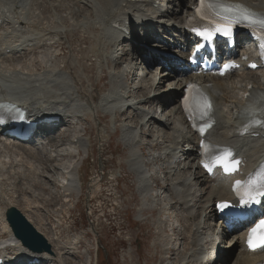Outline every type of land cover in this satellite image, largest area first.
Here are the masks:
<instances>
[{"label":"bare ground","instance_id":"1","mask_svg":"<svg viewBox=\"0 0 264 264\" xmlns=\"http://www.w3.org/2000/svg\"><path fill=\"white\" fill-rule=\"evenodd\" d=\"M155 1L156 0H44V2L38 3V0H0V102H7L18 108L25 109L28 112L26 117L27 119L31 118L30 120L40 119V122H44L49 118H56V120L61 123L67 120L71 121L73 124V126H69L67 131L57 134L58 137H61L65 133L69 139L65 144V150H60V152H58L59 147L56 144H52L51 139L46 141V139L41 138L39 141H29L30 144H23L17 141L11 142L3 138L1 136L2 133H0V201L4 200L8 207L11 206L12 203L18 202V200H16V191H20L19 183L27 176L49 178L50 175L53 177L54 182L55 180L57 181V190L60 191L63 196L82 190L81 176H79L78 172L88 155V139L82 135L85 132V128L79 124L82 118L89 115L97 116L98 113L110 117L111 133H114L116 127L119 128L121 133L120 141L123 148H132V142L137 133V129L127 123L116 126L117 114L123 113V107L125 105L134 104V108L131 109V111H134L140 126L145 123L146 118L152 119L158 117L160 119V114H150L145 111L144 107L146 102L141 105L142 101L140 98L136 99L130 97L124 99L123 102L121 101L129 92L127 89L130 87L126 86L129 71L127 67H124L125 62L121 63L125 55L120 54V46L123 42L126 43L128 41L132 32L135 31V25L154 18L152 16L156 12L153 11L151 7ZM225 1L243 6L249 11L264 14V0ZM171 2L177 4V7L168 9L172 12V18L177 19L179 22L183 19V15L180 13L183 14L186 12L189 16L191 10L190 6L194 4V1L191 2V0H171L167 3ZM69 3L72 5L70 6ZM77 7L81 9H77ZM79 10H83L87 14H83L79 12ZM182 24L183 21L176 24L175 30H173V32L177 33L180 37L178 41L180 45L184 43V37H182L181 33ZM129 28L132 29L127 31ZM142 29L143 28H140L138 31L140 32ZM72 34H80L81 37H87L90 42L87 50L88 57L90 55L91 59L94 60L98 72H102L104 68L108 70L106 71V76L108 78L109 90L107 94L100 97L99 102L95 105L85 99V97H82L79 93L73 77L65 69L67 59L64 57L58 58L59 54L62 52L60 46L67 44L68 39L73 36ZM138 37L140 36L138 35ZM136 38V34H134V45L131 43L130 47L133 51L132 58L136 61V66L139 69L141 59L140 56L136 55L138 52L140 53V51H143L140 49V45L143 43H138ZM151 39H155V37L153 36ZM171 42H175V38L171 40ZM185 42L186 44L188 43L186 40ZM150 48L154 49L157 47L150 46ZM170 48L171 47H169V51H171ZM44 49L51 50V52L43 54V57L31 56L23 63H16L11 67H5V64H2L5 60L24 59L25 56H22L23 54L31 55L33 52ZM143 52L145 55L152 56L149 49H144ZM243 54L245 55L246 53L243 52ZM172 55L176 54L173 52ZM156 57L158 58V55L152 56L151 59L156 60ZM183 57L184 56L180 55L175 58V63H178V60ZM240 57L241 55L237 56V58ZM160 59H163V57H160ZM39 60H42L41 65H43L44 69L35 75L31 72V69L34 64H37L39 67ZM166 62L169 63L170 60H166ZM120 63L121 67H119V70H116V67ZM179 70L178 73L170 74L167 77L166 74L160 75L161 73H159L158 82L152 81L150 83V86H154L155 83L158 85L164 83L167 78L172 79V81H169L170 83H168L165 91L157 88V93H159L158 96L161 95V97L157 99L166 101V98L174 96V100H177V104H179L176 95L181 96V92L184 91L187 82L186 77H195L202 84L214 104L213 117L215 126L210 132L212 141L231 145L242 162L245 163L244 171L246 173L251 171L254 165L264 162V106H261L264 104V71H248L245 65H242L235 75H227L224 78H218L208 74H205V76L187 75L182 67L179 68ZM177 71L178 69L176 72ZM149 72L144 73L145 79ZM139 75H141V72L137 75L135 74V77L137 78ZM176 77L183 78L176 79ZM134 100H136V102H134ZM253 100H260V104H252ZM176 109L172 108L168 112L167 120L174 123L178 136L184 133V138L189 137L187 128L184 127L185 121L181 116L180 108L178 107ZM240 111H242V113L238 116ZM243 114L244 117L241 119ZM236 119H238V121ZM238 125L241 126L243 132L249 130H251V132L243 137L234 136L235 129ZM50 127L51 126L45 124V126L39 128V135L42 134L43 128H46L47 132ZM129 127H132L131 129H134V132L127 135L126 131ZM154 133L156 134L157 132ZM104 134L105 132L100 130L98 133L99 138L104 137ZM172 136L173 134L170 131L161 134L162 140H166L168 137ZM190 139L189 137V143ZM175 140L177 141V137ZM175 140L172 142L174 148L176 147ZM50 143L52 144V149H50ZM36 144V152H34V150L28 151V149H34ZM9 150L12 153L11 159L9 156L2 159L1 151L6 155ZM22 153L25 155L24 158L22 157ZM134 154L132 149L129 150L130 158L126 162L131 172H135L130 167V165H132L130 159L135 156ZM189 156L191 157L193 154ZM42 157L44 161L52 162V165H49L50 168H47L48 170L51 171L56 163H59L61 158L63 159H61L60 162L63 161V164L66 163V169L61 170L59 177L53 175L54 170L47 174L45 172L46 167L42 168L41 163L44 164ZM40 160L43 162L40 163ZM34 163L37 164L35 165ZM249 166L250 169H248ZM186 167L188 168V166ZM135 173L136 175L138 174L137 172ZM113 175L116 177L117 172L114 171ZM137 178L139 179V176ZM241 180H245V175L242 176ZM209 182L205 183V191L209 198L208 203H215L217 200L226 196V193L224 196H220L218 193L219 187L224 188L225 181H221L223 185L219 184L215 186H211ZM49 188H52V185L49 186ZM24 191V193L31 196L29 198L33 199L30 201L23 200L26 204V208L29 210L35 205L33 201L39 200L37 197L38 195L30 186H25ZM185 196L186 193L184 189L175 187L169 193L160 192L155 202H158L163 209H170L177 205L187 207L190 199L187 200ZM65 201L67 202L68 199H63L64 208L58 207L52 212L57 217V221H60L63 215L67 213V210L70 209V207L64 204ZM114 205H119V203H115ZM199 206H202V204ZM6 208L7 207L0 208V233L4 235V237L0 238V245H7V250L12 252V255L20 257L19 261L22 262L36 258L46 264H63L62 257L64 254L53 246V242H60L59 238H55L56 234H51L52 239L46 236L49 243L52 244L51 254L45 252L32 253L28 251L20 244L19 240L14 237L8 226L4 217ZM201 208H204V206ZM168 213H171V210L168 211ZM161 216L162 215L159 214L154 221L155 225L160 227L157 233L159 237L162 238L163 242L161 243L159 240V243H161L162 247L168 248L169 239L173 240L174 236L170 237L161 229L163 226V219ZM174 227H178L177 221H175ZM207 227L209 228L210 226L207 225ZM232 227L235 228L234 225H232ZM191 228L192 227H190V235L188 237L183 235L184 239H187L188 246L186 251L175 263L169 262L167 264H222L221 261L209 263V259L213 258L212 251L215 247H217L219 251L222 249L226 250V243L215 241L211 249L206 248L208 254L205 257V255H201L199 240L195 237V233L193 231L194 234L191 232ZM233 234H236L235 237H233L236 240L234 243L239 245L241 250L240 254L236 256L235 262L230 264H255L264 259V250L255 253H247L243 249L242 241L247 233L242 232L239 235L237 232H233L231 235ZM77 244L78 238H75V240H71L65 245L68 246L69 250H74ZM2 245L1 247H3ZM1 253L2 252H0V259L8 257V255L3 256ZM223 258L227 261V256Z\"/></svg>","mask_w":264,"mask_h":264},{"label":"rangeland","instance_id":"2","mask_svg":"<svg viewBox=\"0 0 264 264\" xmlns=\"http://www.w3.org/2000/svg\"><path fill=\"white\" fill-rule=\"evenodd\" d=\"M39 2H44V0H38V3ZM69 5L71 6L72 4L69 3ZM169 7H172V4H170ZM77 9H81V8L77 7ZM79 12H82L83 14L86 13L83 10H79ZM173 34H174V37L178 36V34L175 32ZM72 35L73 36L70 39H68V42H67L68 45L65 44V45L60 46V48L62 49V52L59 54L58 58L64 57L65 59H67V65H65V69L73 77V80L75 81V85L79 93L82 95V97H85V99H87L88 101L92 102L95 105L99 102L100 97L104 94H107L109 90L108 78L106 76V71L108 70L107 68H104L102 72H98V68H97V65L94 63V60L91 59L90 55L88 57L87 50L89 48L90 42L87 37H81L80 34H72ZM136 39L138 43L146 42L147 40L144 38L141 39V37L139 38L138 36ZM154 41L155 40L152 39L148 43L152 47H155V46L158 47L157 45H155L156 43ZM126 50H127V43L123 42L120 46V54L121 55L124 54L125 58H123L121 63L125 62L124 67H127L129 71V75L127 77L129 78L131 75L133 76L134 74L132 67L135 64L133 62L131 63L129 62V60H131L130 58L131 53L130 51L126 52ZM50 52L51 50L44 49V50H40L37 52H33L31 55L23 54L22 56H25L24 59H9V60L3 61L2 64H5L4 65L5 67H11L12 65L16 63L18 64L23 63L26 59H29L31 56L43 57V54H48ZM139 54L140 56L144 55V52H141ZM39 61L40 62L37 61L38 63H40L39 67L37 64H34L33 68L31 69L32 70L31 72H33L35 75H37V73H40V71L44 69L43 65H41L42 60H39ZM121 63L116 67V70H119V67H121L120 66ZM172 63H170V65ZM153 73H154V76H153ZM158 75H159V72L157 70L153 69L152 71H150L146 79L143 80L144 82L140 84V88L136 89V93L140 94L141 97H144L147 94H156L158 92L157 88L165 91L171 79H167L164 83L155 85L156 88L155 86H153L155 88L154 92L150 89L152 87L150 86V83L152 81L158 82V79H159ZM153 79H157V80H153ZM171 98H168V99L170 100ZM175 105H176V100H171V103H169V108L172 109ZM148 108H149V111L151 108L153 110H156L157 102L155 101L150 102ZM166 109H168V107H166ZM166 109L162 113V116L164 117L166 116L167 112L170 110V109L168 110ZM129 116H131L130 113H127L125 115L117 114L116 126H118V124L120 125L121 122L128 123ZM109 120H110V117L105 116L102 113H98L97 116L89 115V116L82 118L79 121L80 126L82 125L83 128H85L84 130L85 132L82 135H84L86 139H88V154L90 156L88 157V159L84 160L81 168L79 169L78 174L79 176H81V175H87V171L96 172L95 169L92 168L94 167V164L92 163L91 160L93 158V154L96 152V148L99 146L100 151L102 152L106 151V155L109 157V159L112 158L111 160L108 159V162L106 163L105 168L102 170L105 173L106 171L112 172L113 170H117L120 172L122 176V180L120 181L119 186L122 191L123 187L125 188L128 187L129 189L131 188V183L133 180V173L127 170V164L125 163V150L122 149L123 145H121L122 143L120 141L121 133L118 129H116L114 133H111ZM103 129L106 132V135H105L106 137L99 138L97 135V131L103 130ZM57 134H58L57 131H53V132L48 133L47 135H48V139L50 138L52 140V144H56L59 147L58 152H60V150L61 151L65 150V144L67 140L69 141V139L67 137H58ZM52 144L50 143V149H52ZM15 151H19V150H15ZM34 152H36V150H34ZM117 153L118 155H116ZM23 154L24 153H22V157L24 158L25 155ZM8 156L11 159L12 153L10 150L7 151L6 155L3 153V151H1L2 159ZM42 160L44 161L43 157H42ZM42 160H40V163L43 162ZM60 161L59 163L57 162L56 165L52 169L54 170L53 175L55 176L57 175L58 177L60 176L61 170L66 169V163L63 164V161L62 162ZM51 163L46 162V161H44V164L41 163L42 168L46 167L45 172L47 174L52 171V170L51 171L48 170L50 168L49 165ZM34 164L36 165L37 163H34ZM156 165L159 166L158 164ZM186 165L189 168H191L192 166L191 164H189V162ZM35 181L37 184L35 183ZM52 182L53 184H55L53 177H51L50 175H49V178H41V177L35 178V177L27 176L24 180H21L19 183L20 191H16V196H17L16 200H18V202L12 203L11 205L16 207L28 219V221H30V223L34 225V227L38 228L43 233H47V232L41 227L43 228H47V226H51L52 228L54 227L55 232L58 233V236H56L55 238L62 239V242H64L67 240V238L64 236V227L63 225H59V223H56L55 221L56 218L51 213L53 211V208L41 206L42 204L40 205L39 203L41 208L33 207L29 209L30 210L29 212L28 208H26V204L23 202V200L30 201L32 199V198H29L31 197L29 194L27 195L26 193H24L25 192L24 187L30 186L33 191L41 192L43 195L48 196L49 200L45 203V205L52 204V202L55 200V197L54 198L49 197L48 193L39 187L41 183H42L41 185L43 184L49 185V184H52ZM51 189H53V186ZM205 190H206L205 186L202 184V192L204 196L201 201H204V203L208 200L207 195H205V192H206ZM129 191L130 190L124 192V194L126 195V205H124L123 211L122 212L118 211V214L115 217H111L112 223L110 226H117L121 220L120 225L121 227H123V231L128 235L131 241L132 247L134 249L133 254L131 255V261H128L126 263H121L119 261L118 256H117V253H118L117 248L121 245L122 235H118V233L110 234L108 231H106L107 228L103 229V233L101 234V236H99V243L102 245L101 252H100L101 257H102V253L104 256H107L108 264H166L167 262L174 261L176 259L174 261L175 263L178 260V258H180L183 255V253L186 251L187 246H188L187 239H181V237L184 238L183 235L187 237L188 231H189V228L185 227L187 226L185 225V221L178 224V227L176 228V233L180 236L176 238L173 241V243L171 242L169 249L162 247V245L159 244V240L161 243L163 242L162 238H160L159 234L157 233V231L160 228H157V227L155 229L152 228V226L150 225L149 218L147 219L146 223L137 222V224H135L132 222L136 218V207L138 206V202L136 198L131 199V196H129L128 194ZM40 206H37V207H40ZM5 207H8L6 202L4 200L0 201V208H5ZM77 212L80 213V211H77ZM69 215H72V213H70ZM123 220L125 221V223L130 222L129 226L124 224ZM166 226L167 224L165 223L164 226L161 228L165 234L167 231ZM79 231L80 229L78 228L77 233H79ZM105 231L107 232V238L105 237ZM49 232H51V230H49ZM73 232H76V231H73ZM73 232H71L69 236L73 235ZM2 237H4V235L0 233V238ZM48 237L52 239L51 235ZM92 238H93L92 236H88L87 240L91 241ZM70 239L71 238H69L68 240ZM78 243H79V239H78ZM53 245L54 247L56 246L55 248H58L60 250V251L58 250L59 252H62L64 254L62 257L63 264H83V262L85 261L86 255L82 253L85 250L80 251L83 247H78L76 250H69V252H65L63 249L66 247V245L64 246L59 242L58 243L53 242ZM86 251H89V249L87 248ZM229 255H230V259H229L230 261L228 264L234 263L236 256L238 255L237 246L234 247L232 251H230ZM100 260L102 261L101 262L102 264L105 263L103 258L102 259L100 258ZM98 261H99V251H98Z\"/></svg>","mask_w":264,"mask_h":264},{"label":"snow or ice","instance_id":"3","mask_svg":"<svg viewBox=\"0 0 264 264\" xmlns=\"http://www.w3.org/2000/svg\"><path fill=\"white\" fill-rule=\"evenodd\" d=\"M201 4L203 5L204 3V0H200ZM239 8V6H237ZM227 11H231V8H227ZM242 12H247L246 9H241ZM197 12L199 14L200 12V9H197ZM235 22V21H233ZM214 32H218L220 33L221 35H223L224 37H230L232 35V25L231 23H227V24H224V23H217L215 25V28H214ZM213 33L210 32L209 30H201L198 32V35H201L203 36L205 39H210L211 35ZM225 70H228L231 66L230 65H225ZM254 67V65H253ZM223 75V73H221ZM191 87V86H189ZM185 110L187 111V107L185 108ZM209 106L208 105H205L204 106V111L201 113V118H203L205 115H207V112L209 111ZM201 131H203V129H201ZM227 156H224V157H220L218 158V162L219 164L224 167V170L227 172L229 171L228 167H227ZM237 184H239V182H237ZM261 188H264V185H261L260 186ZM258 193L259 194H262L264 195V192H261L260 189H257ZM251 199L249 201H244V200H241V203L242 204H245V203H251ZM230 207V205L226 202H223V203H220L217 205V208L221 209V210H224L226 208ZM248 245L251 249H256V248H259V247H264V219H261L256 225L255 227H253L250 232H249V236H248Z\"/></svg>","mask_w":264,"mask_h":264},{"label":"water","instance_id":"4","mask_svg":"<svg viewBox=\"0 0 264 264\" xmlns=\"http://www.w3.org/2000/svg\"><path fill=\"white\" fill-rule=\"evenodd\" d=\"M5 219L14 237L21 242L23 247L35 253H52L51 246L43 235L37 232L15 207L6 209Z\"/></svg>","mask_w":264,"mask_h":264}]
</instances>
